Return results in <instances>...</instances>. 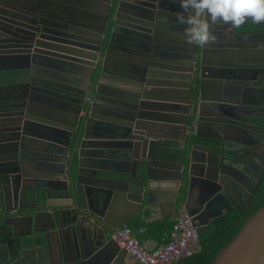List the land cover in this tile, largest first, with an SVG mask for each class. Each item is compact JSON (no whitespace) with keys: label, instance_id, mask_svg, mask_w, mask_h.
Returning a JSON list of instances; mask_svg holds the SVG:
<instances>
[{"label":"water","instance_id":"obj_1","mask_svg":"<svg viewBox=\"0 0 264 264\" xmlns=\"http://www.w3.org/2000/svg\"><path fill=\"white\" fill-rule=\"evenodd\" d=\"M28 3L31 6H43L45 0H28ZM152 3L160 4L156 21L161 24L159 28L163 31L156 33L171 38V41L176 40L177 44L182 43L180 41L183 40L182 36L173 30L172 32L175 33L168 32L170 29L167 23L172 20L165 17L166 21L163 23L161 20L165 19L160 17L162 10L174 13L181 11L176 9L177 0H122L116 14L109 47H112L113 39L119 32L125 30L122 26H125L127 22L121 21L120 18H126V13L132 6H134L133 9L137 5L149 8L143 9L146 16L143 14L139 17L143 20L140 22L141 24L154 20V5ZM111 5L112 0H107V3L104 4V16L101 17L99 26L94 28V35L99 41L96 43L90 39V42L94 43V46L89 48L90 51L81 50L76 55L77 61L89 65V74L84 76L79 70L72 72L70 63H64L66 68H61V71H69L73 74L72 77L75 80L73 83L77 88V93L75 97L69 98L71 102L65 104L61 110L46 109L62 115L60 124L56 125L48 121L52 117L48 114H44V122L39 121L48 128L49 132L64 134L66 141L60 143L57 149H61V155L67 157L68 160L64 161L65 164L61 166V169L60 166L51 164L49 161L43 170H40L36 161H30L31 169L34 172L35 170L45 171V176L40 177L35 173L22 175L24 179L23 197L29 201V195L32 194V199L31 203L17 208L16 212L7 207L8 197L3 188V185L6 184L4 177L0 176V223L6 228H14L15 226L9 221V218L27 217L30 226V233L27 237L32 238V243H34L32 251L37 252V255L34 254L31 264H42L43 261L52 263L53 254L59 256L60 264H129L128 250L121 248L113 235L123 225H128L130 220L142 212L143 208L145 211V209H151L157 205L159 191H156V187L159 185L172 184L173 186V197L163 201L170 202L174 212L165 217L173 218L182 211L187 212L192 217L199 236L210 232L212 220L231 213L235 209L232 201L235 199L227 189V184L234 188L239 185L238 180L230 171L239 170L234 167L235 157L231 159L222 152L225 147H232L236 144L248 146L255 143L244 142L235 136V130H246V128L238 122L239 119L233 118L225 111L235 109L239 104L237 100L231 97H219V99L212 96L205 97L203 91L200 90L197 97L199 102L193 106L192 117L195 121L193 119L192 122H190L189 113L191 96L180 97L181 94H176L177 96L168 101L172 102V114L158 109L154 113L139 114L134 119L131 117L123 119L122 117V119L113 121L100 115L105 112L103 108L105 97L100 93L103 80L101 71L106 70L108 61L107 58L104 61L102 59L100 62L97 61V52L111 13ZM97 11L99 12V10ZM173 17L176 21V17ZM99 18L100 16L97 19L99 20ZM7 21L15 23V27L5 25V29L0 28V46H6L3 47L4 50L0 49V55H2L0 62L16 64L18 61L21 62L23 54L28 51L31 63L32 59L35 63H32V66L39 67L40 59L35 60L37 55H41L37 53L39 51L36 49L37 45L30 52L23 47V44L26 43L24 40L19 42L20 45H17L11 38L15 34L17 36L18 31L24 37V23L18 24L16 20L8 19ZM245 22L252 23L250 19ZM220 24L229 25L230 23L217 21L211 24V30L216 31L215 28ZM151 32L150 30L149 33ZM146 40L147 48L148 39ZM76 47L81 48L82 46ZM150 47L155 49L154 44ZM220 47L222 46L218 48L220 49ZM255 47L261 49L264 46ZM219 49L218 51H220ZM175 51L176 49L173 52ZM209 51L213 50L209 49ZM146 57L152 58L150 55H146ZM147 58L140 59L135 64L137 68L142 65V68L137 71L139 85L145 89L164 86L151 72L156 67H153L154 64ZM258 62L259 60L256 59L255 64ZM229 63L224 62V59H221L219 55L209 57L207 60L203 58L202 64L205 67H202V76L208 79V84L212 88L216 87L209 82L222 79L223 74L219 72H222V67L229 66ZM47 72L51 75L60 73L53 68H49ZM171 77L184 79L183 74ZM69 81L72 82L71 79ZM181 88L178 83L173 84V89L180 90ZM89 89H91V97L95 98V102L88 105L85 118L80 121V114L85 105L86 92L84 90ZM154 95L156 101H167L166 98ZM212 102H217L220 105H210V107L221 111L214 113L204 110ZM182 104L186 105L185 109H180ZM245 105H254L264 109V104ZM87 114H89L88 118ZM218 117H225V119L217 120ZM188 125L192 126V132L189 133V145L187 144ZM99 126H102L105 131H91L92 129L99 130ZM1 133L4 136V131ZM29 136L33 142L32 145L28 147L20 145L19 148L32 151L36 160L40 161L39 158L44 156L46 150L43 151V148H40L38 144L41 141H44L46 145L55 143L54 137L49 135L42 138L40 133H32ZM194 137L218 143H211L214 146L192 144ZM12 141H14L13 138H10L9 141L4 140V137L0 139L1 154L10 152L6 148ZM48 151L52 152L51 149ZM106 159L121 161L123 167H108L104 164ZM47 160H44V165ZM8 182L14 184L12 180H8ZM52 182L58 186L53 187ZM258 184L254 186L255 189ZM254 188L249 195L247 206L239 203V207L245 211L251 205ZM37 196H41V198ZM217 208L220 209L214 211ZM20 211L21 213H19ZM14 236L16 237V235ZM16 238L19 239V249L13 255L20 259L23 254L24 242L22 238L24 236ZM41 238L43 243L40 241L38 244V240ZM184 262L185 257H181L174 264H184ZM212 264H264V207L247 220L239 234L218 253Z\"/></svg>","mask_w":264,"mask_h":264},{"label":"flooded vegetation","instance_id":"obj_2","mask_svg":"<svg viewBox=\"0 0 264 264\" xmlns=\"http://www.w3.org/2000/svg\"><path fill=\"white\" fill-rule=\"evenodd\" d=\"M121 1L112 0L111 13L97 52V61L100 62L101 59L104 61L105 58L108 61L106 70L101 71L103 80L100 93L105 97L103 106L105 112L100 115L113 121L122 119V117L123 119L128 117L134 119L139 114L154 113L158 109L172 114V102L168 101L177 96L176 94H181L180 97L191 96L189 113L190 122H192L194 119L192 117L193 106L199 102L197 97L200 90L203 91L205 97L212 96L215 99L231 97L237 100L239 104L235 109L225 111L233 118L239 119L238 122L246 128V130H235V136L244 142L255 143L248 146L236 144L232 147H225L222 154L231 159L235 157L234 167L239 170H230L239 185L234 188L227 184V189L235 199V201L232 200L234 206L239 207V203L247 206L251 191L258 182L260 183L264 175V116H262L264 109L254 105H245L264 104V47L261 49L255 47L264 46V22H245L238 28H234L231 24H220L215 28L216 31L213 30L216 39L207 45L199 46L186 42L185 26L176 23L173 11L162 10L160 17H164V19L166 17L173 22L168 21L167 25L170 29L168 32L170 34L176 32L183 37V40H180L182 43L177 44L176 40L171 41V38L157 34L159 31H163L159 28L161 24L156 21L159 3H152L154 5V20L148 21L146 24H141L140 22L143 20L139 17L145 14L143 9L148 7L137 5L134 9V6L131 7L126 13V18H120L121 21L127 22L125 26H122L125 30L119 32L113 39L112 47H109ZM106 3L107 0H45L43 6H31L28 0H0V28L15 27V23L9 22L7 19L16 20L18 24L23 22L25 25L24 37L17 30L18 35L15 34L11 38L17 45H20L19 42L24 40L26 43L23 44V47L30 52L37 45L36 49L39 50L37 53L41 54L36 56L35 60L40 59L39 67L36 68L32 66V63H35L33 59L31 63L28 51L23 54L21 62L18 61L16 64L0 62V139L3 137L6 141H9L10 138L14 139L6 148L10 152L8 154L0 153V176H3L5 180L6 185H3V188L8 197L7 207L9 210L16 212L17 208L31 203L32 194L29 195L30 202L23 197V174L35 173L37 176L44 177L45 171L40 170L45 169L49 161L51 164H57L61 169V166L68 160L67 157L61 155L62 150L57 149L60 143L66 141L64 134L49 132L41 122H44V114H48L52 116L48 121L59 125L62 115L46 109L59 111L65 104L71 102L69 98L76 96L77 88L74 87L73 74L69 71H61V68H66L64 63L71 64L72 72L79 70L84 76L89 74V65L77 61L76 55L81 50L90 51L89 48L94 46L90 39L96 43L99 41L94 35V28L99 26L101 17L104 16V4ZM28 6L30 7L28 8ZM176 9L182 11L179 4ZM165 21L166 19L161 20L163 23ZM175 24L176 26H173ZM150 30L151 33H149ZM146 39H148L147 48ZM152 44L155 45V49L149 48ZM219 46L222 47L219 49ZM3 47L6 46L1 45L0 49L4 50ZM174 49H176L175 52H173ZM209 49L213 51L211 52ZM146 55L152 56L149 59L154 64L153 67L156 68H153L151 72L164 86L145 89L139 85L137 71L142 68V65L137 68L135 64L140 59H146ZM214 55H219L221 59H224V62L231 61L229 66L222 67V72H219L223 74L222 79L209 82L216 88H212L208 84V79L202 76V67H205L202 64L203 58L207 60ZM256 59L259 60L258 64H255ZM49 68L60 73L51 75L47 72ZM148 71L150 73V70ZM176 74H183L184 79L171 77ZM174 83H178L182 88L180 90L173 89ZM84 91L86 92L85 105L80 114V121L85 118L88 105L95 102V98L91 97V89ZM154 94L166 98L167 101H156ZM182 105L180 109H185L186 105ZM210 105L220 104L212 102L204 110L214 113L221 111L210 107ZM88 117L89 114H87ZM220 118L225 119V117H218L217 120ZM98 128L99 130L92 129L91 131H105L102 126ZM187 129V144L189 145V133L192 132V126L188 125ZM2 131H4V136L1 135ZM29 133H40L42 138L49 135L54 137L55 143L46 145L44 141H41L38 144L40 148H43V151L46 150L44 156L39 158L40 161L36 160L32 151L19 148L20 145L27 147L32 145ZM74 141L75 136L73 143ZM216 142L195 137L192 140V144L200 143L212 146ZM48 149H51L52 152ZM45 159H48L45 162L46 165L43 163ZM30 161H36L40 170L34 172L29 165ZM110 161L113 160L106 159L104 164L112 168L123 166L121 161L117 160L116 165H113V162L111 164ZM15 175L17 177H14ZM8 180H12L14 184ZM52 185H54L53 187L58 186L54 182ZM254 190L256 189L254 188ZM37 197L41 198V196ZM9 221L13 223L14 228H6L0 223V264H31L34 254L37 255V252L32 251L34 243H32V238L27 237L30 233L27 217L9 218ZM14 235L16 237L24 236L22 238L24 242L23 254L20 259L13 255L19 249V239ZM40 241L42 238L38 240V244ZM58 257L53 254L52 263L47 259L48 262L43 261L42 264H60Z\"/></svg>","mask_w":264,"mask_h":264},{"label":"trees","instance_id":"obj_3","mask_svg":"<svg viewBox=\"0 0 264 264\" xmlns=\"http://www.w3.org/2000/svg\"><path fill=\"white\" fill-rule=\"evenodd\" d=\"M262 207H264V175L253 194L250 208L245 211L236 206L233 212L212 220L210 232L200 236V249L186 257L184 264H212L218 253L235 239L247 220ZM129 225L134 232L142 230L136 234V238L140 242L144 243L152 239L159 242V245H163L170 241L174 220L171 218L152 222L138 220L129 222Z\"/></svg>","mask_w":264,"mask_h":264},{"label":"clouds","instance_id":"obj_4","mask_svg":"<svg viewBox=\"0 0 264 264\" xmlns=\"http://www.w3.org/2000/svg\"><path fill=\"white\" fill-rule=\"evenodd\" d=\"M182 11L176 22L184 25L187 43L204 46L216 39L211 24L217 21L238 28L250 19L264 22V0H177Z\"/></svg>","mask_w":264,"mask_h":264},{"label":"built area","instance_id":"obj_5","mask_svg":"<svg viewBox=\"0 0 264 264\" xmlns=\"http://www.w3.org/2000/svg\"><path fill=\"white\" fill-rule=\"evenodd\" d=\"M170 241L154 249H147L137 238L130 226L123 225L113 238L121 248L128 250L130 256L139 264H174L181 257L193 255L200 249V236L192 217L182 211L174 217Z\"/></svg>","mask_w":264,"mask_h":264},{"label":"crops","instance_id":"obj_6","mask_svg":"<svg viewBox=\"0 0 264 264\" xmlns=\"http://www.w3.org/2000/svg\"><path fill=\"white\" fill-rule=\"evenodd\" d=\"M116 161L117 160H113L112 161L113 165L117 164ZM117 167H121V166H117ZM172 187H173L172 184L164 185V186H162V185L157 186L156 187V191H159V198H157V201H156L157 205L155 207L151 208V209H145V211H144V208H143L142 212L138 216H136L132 220H130V222H137L138 220H145L147 222H152V221L160 220V218L166 219L165 216H167V215H169V214L174 212V209L172 208V205L170 204V202L163 201L165 199L169 200V199H171L173 197L172 196L173 195ZM217 209H220V208H217ZM170 218L174 219V217L173 218L170 217ZM128 226H130V225L128 224ZM142 244L148 249H154V248H156L158 246H161V245H159V242H157L156 240H152V239H149V240H147L146 242H144ZM127 260L129 262V264H139L137 262V260L134 259L130 255L128 256Z\"/></svg>","mask_w":264,"mask_h":264}]
</instances>
